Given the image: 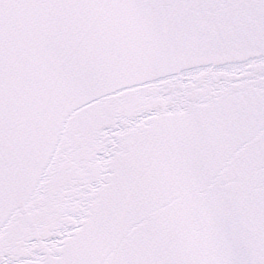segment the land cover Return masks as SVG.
Segmentation results:
<instances>
[{"label":"snow or ice","instance_id":"6c2138e0","mask_svg":"<svg viewBox=\"0 0 264 264\" xmlns=\"http://www.w3.org/2000/svg\"><path fill=\"white\" fill-rule=\"evenodd\" d=\"M0 264H264V0H0Z\"/></svg>","mask_w":264,"mask_h":264}]
</instances>
